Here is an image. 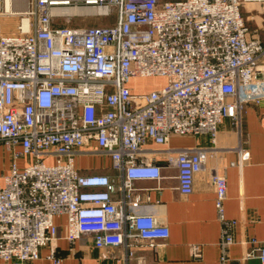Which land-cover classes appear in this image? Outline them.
<instances>
[{"label": "built area", "instance_id": "2783aa9c", "mask_svg": "<svg viewBox=\"0 0 264 264\" xmlns=\"http://www.w3.org/2000/svg\"><path fill=\"white\" fill-rule=\"evenodd\" d=\"M248 4L264 29V0H0V260L27 264L48 247L57 264V215L70 244L85 235L96 248L126 246V257L137 241L154 247L169 231L131 211L135 180L158 182L174 168L179 192L191 193L224 119L237 131L239 162L249 158L242 116L264 99V37L247 25ZM65 7H90L108 23L69 25ZM152 76L163 82L147 91L131 83ZM201 134L209 144L169 145ZM89 155L107 158L113 174L81 171L77 158ZM210 178L223 262L233 222L225 176ZM247 241L245 257L264 264V241Z\"/></svg>", "mask_w": 264, "mask_h": 264}, {"label": "crops", "instance_id": "0c3cea01", "mask_svg": "<svg viewBox=\"0 0 264 264\" xmlns=\"http://www.w3.org/2000/svg\"><path fill=\"white\" fill-rule=\"evenodd\" d=\"M242 135V145L249 158L239 162L237 131L228 119L223 120L217 135V149L208 157L204 169L194 175L192 192L187 195L177 188L174 168L163 167L158 182L143 179L133 182V194L138 195L139 202L131 211L155 216L158 223L167 226V238L156 242L154 247L137 241L135 247L130 246L132 254L126 257V246L96 248L85 235L70 244L65 238L64 216L57 215L54 219L58 225L54 248L59 258L57 264H260L255 257L246 258L245 253L252 248L247 241L249 238L264 241V99L246 105ZM207 144L209 138L202 134L169 139L171 146ZM77 160L76 165L81 171L113 174L107 158L89 155ZM157 161L164 164L161 158ZM212 172L225 176L224 217L233 222L229 227L233 243L223 262L219 258L222 223L214 205ZM192 244L199 245V256L192 255ZM49 253L48 247H42L39 257L27 264H53L48 258ZM0 264L12 263L0 260Z\"/></svg>", "mask_w": 264, "mask_h": 264}, {"label": "rangeland", "instance_id": "374dc122", "mask_svg": "<svg viewBox=\"0 0 264 264\" xmlns=\"http://www.w3.org/2000/svg\"><path fill=\"white\" fill-rule=\"evenodd\" d=\"M246 8L247 9L253 8V9H250L249 12H246L244 9H242V13L244 16H246L249 13L254 15L253 19L246 20L248 27L258 28V30L261 32V35L264 37V29H263L262 18L259 13V6L255 4H248ZM7 21L8 19L1 18V23L5 22L4 27H2V29L4 30L11 29V27L6 26ZM13 21L14 18H12V22ZM106 23L108 22L104 17L101 16L94 17L90 15L72 16L71 18L68 19L67 22V24L72 26H89V25H98V24H106ZM162 82L163 79L158 76L135 78L131 81V83L134 85L135 90H143V91H147L149 89L155 88L158 85H160ZM81 159L83 160V158ZM78 160L77 163H79ZM7 165H8V156L6 155L2 157L0 151V174L6 171Z\"/></svg>", "mask_w": 264, "mask_h": 264}, {"label": "bare ground", "instance_id": "6f19581e", "mask_svg": "<svg viewBox=\"0 0 264 264\" xmlns=\"http://www.w3.org/2000/svg\"><path fill=\"white\" fill-rule=\"evenodd\" d=\"M62 10H63V15L73 16V15H87L89 12H91L92 9L90 7H65Z\"/></svg>", "mask_w": 264, "mask_h": 264}]
</instances>
